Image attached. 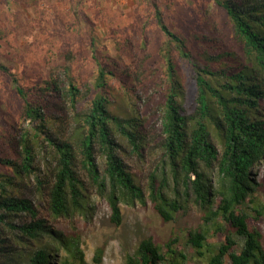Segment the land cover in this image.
Segmentation results:
<instances>
[{
	"label": "trees",
	"instance_id": "1",
	"mask_svg": "<svg viewBox=\"0 0 264 264\" xmlns=\"http://www.w3.org/2000/svg\"><path fill=\"white\" fill-rule=\"evenodd\" d=\"M149 1L167 37L156 111L136 108L140 97L132 93L129 109L112 113L113 71L99 61L98 92L89 100L70 65L31 84L0 61L22 102V121L3 135L10 156H0V264L72 263L53 253L62 247L78 264H90L77 237L53 229L43 214L58 220L86 213L93 195L107 200L116 226L123 204L150 200L170 222L193 196L209 227L188 233L200 264H264L263 234L254 227L264 217V190L251 177L264 159V0H215L229 27L214 23L196 33L195 53L165 22L157 0ZM127 153L151 158L145 183L129 169ZM213 226L223 231L218 245L209 242ZM186 262L177 237H147L125 264ZM92 264H103L102 252Z\"/></svg>",
	"mask_w": 264,
	"mask_h": 264
},
{
	"label": "rangeland",
	"instance_id": "2",
	"mask_svg": "<svg viewBox=\"0 0 264 264\" xmlns=\"http://www.w3.org/2000/svg\"><path fill=\"white\" fill-rule=\"evenodd\" d=\"M157 3L165 22L189 40L194 53L199 45L196 33L210 32L214 23L229 27L227 12L215 0H157ZM166 41L149 0H0L2 63L31 84L40 83L50 72L70 65L80 88L88 89V100L98 92L95 87L98 61L106 64L113 71L107 88L112 99L109 107L115 114L129 109L130 100L135 99L133 94L140 97L136 108L144 110L149 104L152 110L158 109L161 80L166 76L160 46ZM13 86L11 79L0 71L2 157L10 156V152L4 151L3 135L9 132L14 121H22V102ZM125 157L137 180L145 183L151 158L140 161L129 153ZM99 162L103 163L102 157ZM251 173L264 190V159ZM90 205L86 213L70 218L52 220L43 214L53 229L77 237L88 263L92 264L96 252L100 251L103 264H125L126 255L133 253L138 242L147 237L156 242L177 237L179 246L185 247L186 264L203 262L187 243L190 230L209 228L203 224V208L193 196L189 208L180 210L170 222L162 220L150 200L146 204H123V222L119 226L111 222L105 198L93 195ZM255 226L262 232L264 244V217L254 222ZM214 227L208 238L211 244L218 245L224 239L223 231L216 233ZM53 253L58 259L67 257L72 262L68 264L79 262L77 255L73 258L63 247Z\"/></svg>",
	"mask_w": 264,
	"mask_h": 264
}]
</instances>
